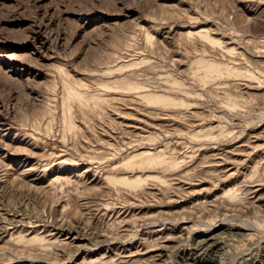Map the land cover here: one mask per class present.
Segmentation results:
<instances>
[{
  "label": "rangeland",
  "instance_id": "rangeland-1",
  "mask_svg": "<svg viewBox=\"0 0 264 264\" xmlns=\"http://www.w3.org/2000/svg\"><path fill=\"white\" fill-rule=\"evenodd\" d=\"M0 264H264V0H0Z\"/></svg>",
  "mask_w": 264,
  "mask_h": 264
},
{
  "label": "bare ground",
  "instance_id": "bare-ground-1",
  "mask_svg": "<svg viewBox=\"0 0 264 264\" xmlns=\"http://www.w3.org/2000/svg\"><path fill=\"white\" fill-rule=\"evenodd\" d=\"M142 154H148V153H147V151H142ZM149 155L152 157L153 155H156V154L151 153V154H149Z\"/></svg>",
  "mask_w": 264,
  "mask_h": 264
}]
</instances>
